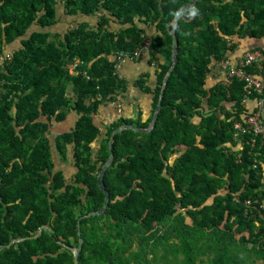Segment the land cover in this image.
<instances>
[{"label":"trees","instance_id":"obj_1","mask_svg":"<svg viewBox=\"0 0 264 264\" xmlns=\"http://www.w3.org/2000/svg\"><path fill=\"white\" fill-rule=\"evenodd\" d=\"M191 1L0 0V46L19 42L11 61L0 60V264H74L80 237L79 264H109L119 251L113 245L127 244L131 253L143 242L159 243L178 233V220L181 229L193 227L215 242L214 250L227 235L264 256V142L253 133L234 137V122L255 109L243 103L244 81L208 85L234 37H264V0H197L183 14L178 61L150 131L144 128L152 117L136 123L119 115L107 125L95 119L105 102L128 91L117 57L133 55L148 38L158 61L155 111L172 64L173 24H167ZM60 13L68 28L53 32ZM259 97L253 91L250 101ZM71 110L79 114L76 126L56 135L53 146L49 123ZM43 115L48 121L39 120ZM124 124L142 129L113 136L114 159L103 177L107 210L86 216L104 203L98 174L113 131ZM70 145L78 171L68 180L54 169L53 154L66 160ZM43 224L49 228L38 237L8 246ZM138 257L129 255L133 263Z\"/></svg>","mask_w":264,"mask_h":264},{"label":"crops","instance_id":"obj_2","mask_svg":"<svg viewBox=\"0 0 264 264\" xmlns=\"http://www.w3.org/2000/svg\"><path fill=\"white\" fill-rule=\"evenodd\" d=\"M58 11H64L62 5L59 6ZM64 20L65 16L60 13L59 21L51 28V30L53 32L65 31L68 27L67 21L65 22ZM91 22H95L94 19H91ZM72 27L73 24L70 25V28ZM232 43L233 49L229 50L228 58L217 64L209 74V86L219 82L224 85H229L233 79L232 77H230L229 69L232 67H236L247 51L255 49L264 50V37L255 38L236 36L233 38V40L230 41V44ZM18 46L19 42L16 41L13 44L5 45L4 47L3 45H1L0 49L3 48L4 53L12 54V52ZM121 66L122 67L119 69L120 71L117 75L118 78L126 80L128 84V91L126 92L125 96L120 97L117 101L112 103L105 102L101 106L100 112L95 117L96 122L100 125H107L109 123H112L118 118L119 115L131 118V116H135L136 113H139V116L144 121H147L151 117L153 119L154 117L155 111L153 112V106L155 103V94L153 92V89L155 88L157 83L158 61L152 60L149 51L146 50L143 52L140 58L133 60L127 59L124 63H122ZM253 69L254 68H252L251 70ZM140 80L143 81V85L138 86V84H135V81ZM147 87L150 88L149 91L148 89L146 90ZM72 89L73 86L70 85L68 90L70 91L71 95H73ZM243 103L246 107L255 109L257 101H250V97H248ZM262 114L264 119V109L262 111ZM78 118L79 114L76 111L71 110L67 114L65 120L56 121L55 119H53L49 123V136L53 146H55L53 141L54 137H56V135L60 133L70 131L72 128H74V126H76V121ZM39 120L48 121V118L47 116L43 115L39 118ZM102 136L103 135H101L100 137ZM53 157L55 163L54 169L62 170L68 180L71 179L78 171L77 167L75 166L74 151L71 145L69 147L68 157L66 160H62L57 151H54Z\"/></svg>","mask_w":264,"mask_h":264},{"label":"rangeland","instance_id":"obj_3","mask_svg":"<svg viewBox=\"0 0 264 264\" xmlns=\"http://www.w3.org/2000/svg\"><path fill=\"white\" fill-rule=\"evenodd\" d=\"M131 119L136 123L140 121L144 122L139 116V113H136L135 116H131ZM188 221L192 225L193 221L190 219ZM179 223H181V220H178V224L176 225L178 233L172 232L171 234L163 235L160 237L161 242L159 241V243L156 244L143 242L140 244L142 248L137 245V248L134 249L135 251H131V253L127 252L129 249L127 244H122L120 246L117 244L113 245V247L117 248L119 251L113 253L112 257L116 260L109 264H264L262 251L251 247L250 244L232 242L227 235H223L219 238L221 243H217L216 249L214 250L211 245L215 242L202 238L200 236L201 232L195 231L193 227L190 229L187 227L181 229V224ZM129 228L132 232V230L135 231L137 227L135 226L134 229V224L132 223ZM163 231L162 226L160 233H163ZM156 236L158 237V235ZM186 239L189 241L188 246L183 243ZM132 252H135L136 255L139 256L135 263H133V261L131 262L129 258Z\"/></svg>","mask_w":264,"mask_h":264},{"label":"built area","instance_id":"obj_4","mask_svg":"<svg viewBox=\"0 0 264 264\" xmlns=\"http://www.w3.org/2000/svg\"><path fill=\"white\" fill-rule=\"evenodd\" d=\"M150 41L145 39L142 45L135 50L133 55L129 54H120L117 59V64L115 67L116 73L120 71L122 63L127 59H135L140 57L144 51H149ZM6 59L8 61L12 60V54L2 53L0 49V60ZM76 65L72 64L70 68L73 70ZM252 67L255 70V73L248 72L247 68ZM230 77L237 78L245 82L247 86V94L243 99V102L246 101L248 97H251L253 91H257L261 97L258 98L255 110L246 117L244 122L235 121V138L242 137L244 133H253L258 138L262 139L264 142V119L262 111L264 109V50L255 49L247 51L242 59L239 61L236 67L229 69ZM232 79V80H233Z\"/></svg>","mask_w":264,"mask_h":264},{"label":"water","instance_id":"obj_5","mask_svg":"<svg viewBox=\"0 0 264 264\" xmlns=\"http://www.w3.org/2000/svg\"><path fill=\"white\" fill-rule=\"evenodd\" d=\"M197 2V0H192L188 5L187 7L180 13V14H177L174 18V20L171 22V23H168L167 25L169 26L170 24H173V27L171 29V33H172V36H173V44H172V65L170 67V69L168 70L167 74L165 75L164 77V80H163V85H162V90H161V94H160V100H159V103H158V106H157V109H156V112L154 114V117L152 119V122L150 123L149 127L147 128H144V130L146 131H150L154 125H155V122L157 120V117H158V113L159 111L161 110L162 108V98H163V93H164V90H165V87H166V84H167V81H168V78L170 76V74L172 73L173 69L175 68L176 64H177V61H178V39H177V36H176V27H177V24L180 20V18L183 16V14L190 10L192 8V6ZM124 129H134V130H140L142 128L140 127H136L132 124H124L118 128H116L114 131H113V134H112V137L110 139V147H111V152H110V155H109V158L108 160L106 161V163L102 166L99 174H98V184L100 186V188L104 191L105 193V199H104V203L102 205V207L100 208V210H96V211H93V212H90L88 213L86 216H91V215H101L102 213L105 212V210H107V207H108V204H109V201H110V193L108 191V189L106 188V186L104 185V182H103V177H104V174L107 170V168L109 167V165L113 162V159H114V153L112 151V141H113V136L118 133V132H121L123 131ZM49 226L46 225V224H43L40 226L39 230L37 231V233L33 236H25V237H21V238H13V240L8 244V246H10L12 243L14 242H19V241H23L25 239H28V238H36L38 237L41 233H42V230L43 229H48ZM78 233L81 234V230H80V227H79V230H78ZM83 237H80L79 239V244L77 247L75 248H72L73 250V253H74V264H79V254H80V250H81V247H82V244H83ZM3 247V245H0V249Z\"/></svg>","mask_w":264,"mask_h":264}]
</instances>
